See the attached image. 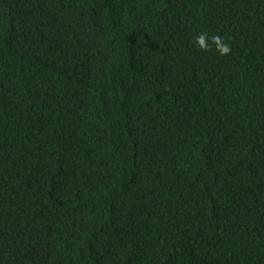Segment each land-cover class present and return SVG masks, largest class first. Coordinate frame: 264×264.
<instances>
[{"label":"trees","instance_id":"16d2710c","mask_svg":"<svg viewBox=\"0 0 264 264\" xmlns=\"http://www.w3.org/2000/svg\"><path fill=\"white\" fill-rule=\"evenodd\" d=\"M0 264H264V0H0Z\"/></svg>","mask_w":264,"mask_h":264},{"label":"clouds","instance_id":"9594fccd","mask_svg":"<svg viewBox=\"0 0 264 264\" xmlns=\"http://www.w3.org/2000/svg\"><path fill=\"white\" fill-rule=\"evenodd\" d=\"M196 46L201 51H212L213 46L215 47V50L221 55V56H227L231 54V46L226 43L225 39L220 35H214L209 37L207 33L201 32L196 35L194 38Z\"/></svg>","mask_w":264,"mask_h":264}]
</instances>
